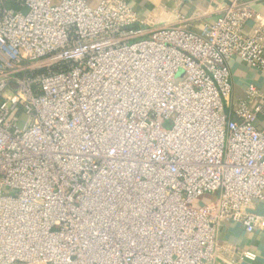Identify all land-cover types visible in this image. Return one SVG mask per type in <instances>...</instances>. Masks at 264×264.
<instances>
[{
    "label": "built area",
    "instance_id": "obj_1",
    "mask_svg": "<svg viewBox=\"0 0 264 264\" xmlns=\"http://www.w3.org/2000/svg\"><path fill=\"white\" fill-rule=\"evenodd\" d=\"M91 1L0 0V264H213L264 224V95L224 110L264 31L245 0L199 34Z\"/></svg>",
    "mask_w": 264,
    "mask_h": 264
},
{
    "label": "crops",
    "instance_id": "obj_2",
    "mask_svg": "<svg viewBox=\"0 0 264 264\" xmlns=\"http://www.w3.org/2000/svg\"><path fill=\"white\" fill-rule=\"evenodd\" d=\"M56 1V0H54ZM135 13L139 22L135 28L152 30L163 27H182L199 34L205 24L214 23L222 9L229 4L228 0H125ZM251 6L254 18L248 21L243 29L246 36H253L264 31V0H245ZM97 6L99 0H92ZM184 18L185 22H180ZM230 72V96L224 100L225 114L235 119V103L245 100L248 91H258L264 95V69L250 67L238 58L228 63ZM262 124L264 119H261ZM251 212L264 219V203L255 201L249 207ZM219 255L213 264H264V224L259 223L253 233H247L242 225L225 223L220 229ZM252 251L257 254L255 261H240V254Z\"/></svg>",
    "mask_w": 264,
    "mask_h": 264
},
{
    "label": "rangeland",
    "instance_id": "obj_3",
    "mask_svg": "<svg viewBox=\"0 0 264 264\" xmlns=\"http://www.w3.org/2000/svg\"><path fill=\"white\" fill-rule=\"evenodd\" d=\"M19 118H20V121H19V128H23V126H24V124H25V121H26V117H25V115H23V114H21L20 116H19ZM262 126L264 127V123L262 124ZM214 199V197H212V196H204L203 198H201L200 200L203 202V203H208V202H210V201H212Z\"/></svg>",
    "mask_w": 264,
    "mask_h": 264
}]
</instances>
